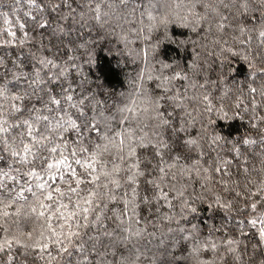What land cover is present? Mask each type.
<instances>
[{"label":"snow or ice","instance_id":"6c2138e0","mask_svg":"<svg viewBox=\"0 0 264 264\" xmlns=\"http://www.w3.org/2000/svg\"><path fill=\"white\" fill-rule=\"evenodd\" d=\"M0 264H264V0H0Z\"/></svg>","mask_w":264,"mask_h":264}]
</instances>
